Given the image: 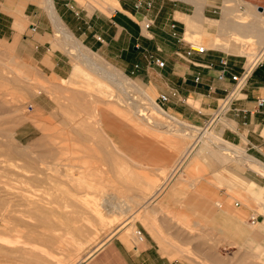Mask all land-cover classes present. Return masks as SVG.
<instances>
[{
  "label": "rangeland",
  "instance_id": "rangeland-1",
  "mask_svg": "<svg viewBox=\"0 0 264 264\" xmlns=\"http://www.w3.org/2000/svg\"><path fill=\"white\" fill-rule=\"evenodd\" d=\"M19 48L0 30V264H83L113 239L134 245L137 230L166 244L160 249L170 258L224 264L238 248L226 246L224 236L211 247L207 231L176 219L188 213L209 223L207 198L190 190L193 204H166L172 180L198 146L224 148L214 130L220 121L211 123L213 115L194 127L171 116L136 74L77 40L65 79L39 69ZM234 165L264 186L250 164ZM203 173L210 177L211 168ZM200 182L204 192L226 191ZM252 214L258 208L247 219Z\"/></svg>",
  "mask_w": 264,
  "mask_h": 264
},
{
  "label": "crops",
  "instance_id": "crops-1",
  "mask_svg": "<svg viewBox=\"0 0 264 264\" xmlns=\"http://www.w3.org/2000/svg\"><path fill=\"white\" fill-rule=\"evenodd\" d=\"M138 1L0 0V30L16 40L21 53L29 50L39 69L60 79L71 72V43L77 40L105 61L136 74L157 100L165 94L168 99L162 105L180 121L205 126L214 115L210 122L220 121L214 130L224 148L212 141L198 146L172 180L166 204H193L186 200L190 190L205 196L204 203L211 206L205 216L209 223L188 213L176 214L177 221L207 231L211 247L217 246L219 236L226 237V246L238 249L224 264H264V186L234 165L250 164L264 176V162L257 158L264 160V105L257 106L264 98V0H140L137 7ZM147 20L150 26L144 28ZM195 36L207 50L188 54L194 42L188 38ZM150 54L164 60V66L150 64ZM221 59L227 60L228 72L218 79ZM244 70L246 81L235 89L231 75ZM226 98L225 119L221 107ZM231 147L239 155L227 154ZM207 165L210 177L203 173ZM202 178L226 191L222 196L202 191ZM257 208L260 214H252L256 221L251 223L248 213ZM137 240L129 246L113 239L83 264H193L164 254L160 248H169L158 246L150 233ZM197 246L202 248V243ZM210 264L218 263L211 259Z\"/></svg>",
  "mask_w": 264,
  "mask_h": 264
},
{
  "label": "built area",
  "instance_id": "built-area-1",
  "mask_svg": "<svg viewBox=\"0 0 264 264\" xmlns=\"http://www.w3.org/2000/svg\"><path fill=\"white\" fill-rule=\"evenodd\" d=\"M141 4H142V2L139 0L137 2L136 6L140 7ZM148 6H150V5L147 3V7ZM143 26H144V28H148L150 26V21L147 20L146 22H144ZM32 29H34V28H32ZM206 50L207 49H206V47L204 45H202L200 43L190 42L187 52H188V54H190L192 52L204 53ZM148 61H149L150 64H155V65H157L159 67H163L164 64H165L164 60H162L159 57L154 56L152 54L148 55ZM220 63L222 65V69L220 70V72H219V74L217 76L218 79L224 78L226 76L227 72H228L227 60L226 59H221ZM247 71L248 70H244L239 75H231L232 80L235 82V89L236 88H240L245 83L246 78H247ZM196 79H198V78L196 77ZM230 96H232V94ZM167 99L168 98H167V96L165 94H160L158 96V103L160 105H162L164 102L167 101ZM228 100H230V98H226L225 100H223V101H226V102H224L226 104H223V106L221 107L222 110L225 109V112L228 110V106H229V105L227 106V104H228L227 101ZM263 105H264V98H259L257 100V106L258 107H262ZM255 221H256V217H250V222L251 223H254ZM136 235H137V238H139V241H141L143 239V237H144L140 230L136 231Z\"/></svg>",
  "mask_w": 264,
  "mask_h": 264
},
{
  "label": "bare ground",
  "instance_id": "bare-ground-1",
  "mask_svg": "<svg viewBox=\"0 0 264 264\" xmlns=\"http://www.w3.org/2000/svg\"><path fill=\"white\" fill-rule=\"evenodd\" d=\"M225 151H226V150H225ZM228 153H229V152H228ZM234 153H235V152H234ZM234 153H233V154H234ZM236 154L238 155L239 153H236ZM236 157H238V156H236ZM239 157H240V156H239ZM138 239H139V238H138Z\"/></svg>",
  "mask_w": 264,
  "mask_h": 264
},
{
  "label": "water",
  "instance_id": "water-1",
  "mask_svg": "<svg viewBox=\"0 0 264 264\" xmlns=\"http://www.w3.org/2000/svg\"><path fill=\"white\" fill-rule=\"evenodd\" d=\"M260 9H262V8H260Z\"/></svg>",
  "mask_w": 264,
  "mask_h": 264
}]
</instances>
